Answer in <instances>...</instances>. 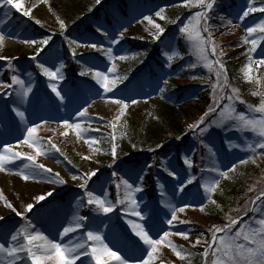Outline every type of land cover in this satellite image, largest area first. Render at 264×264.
<instances>
[{"label":"rangeland","instance_id":"374dc122","mask_svg":"<svg viewBox=\"0 0 264 264\" xmlns=\"http://www.w3.org/2000/svg\"><path fill=\"white\" fill-rule=\"evenodd\" d=\"M226 0H215L213 9L208 12L207 19L200 22V27L207 26L217 46L219 55H209L210 61L221 60L226 69L229 62L239 61V78L242 85H236L233 80L223 86L220 93L218 87L213 90L216 83L215 68L210 71L197 57L187 40L185 34L179 30L189 21H193L197 12L204 11L200 7L189 4L184 6V0H160L156 7L141 5V0H16L22 5L21 10L0 7V34L5 35V40L0 44V55L9 57L11 60H0V84L10 83L6 78L13 74L11 69H16L15 74L25 82L26 87L32 91L27 97L22 98L17 93L20 87L14 85L11 88H0V152L11 145V163L4 165L0 171V192L20 212L24 213V205L31 203L32 211L25 213L37 231L47 235L56 242L71 244L80 242L85 229H80L61 240L58 233L63 227L68 226L73 214L77 211L82 216L97 215L90 213L88 208L77 209L78 198L83 191L78 187L81 181L72 180V175L82 176L86 171H97V175L89 181V188L97 194L108 193V199L113 203L117 197H124V186L121 185L119 192L116 184L120 178L135 181L139 175H143V191L136 193L139 209L142 210L147 220L146 227L155 226L150 232L154 239L168 231V240L178 249L186 250V259L181 261L166 244L157 246L153 254L155 264H205L202 257L205 251L204 241H211L213 226L222 227L229 223V217L240 221L233 232L242 225L250 222L255 227V221L264 218V196L260 200L256 197L264 192V149L256 148L250 151L248 146L255 144L260 139L251 130L238 131L234 127L235 121L227 120L223 123L219 120V112L225 105L233 103L238 113L260 118L261 113H254L252 109L260 106L264 101V66L257 62L264 60V33L259 31L264 23V12H253L243 20L238 17L247 10L250 0H235L238 5L230 7L227 3V12H222V4ZM256 7L264 6V0H251ZM124 3L128 15L124 18L120 15L119 8ZM194 3V0H193ZM161 8L165 19H160L155 13ZM28 10L29 16H24L23 11ZM111 14L112 28L104 23V15ZM7 13V16H5ZM145 16L152 18V23L144 19ZM40 23L37 24L36 21ZM64 22L62 30L60 21ZM111 22V23H112ZM117 22V23H115ZM95 30L97 37H91L84 33L87 26ZM159 24L164 32L159 39H154ZM117 25V26H116ZM101 27L110 34H118L127 29L124 39L117 45H111L114 56L127 55L125 60L109 61L103 52H97L85 47L76 48L77 55L73 58L69 41L75 39L79 42H99L105 48L109 47V41L101 33L96 31ZM255 28L251 36L247 29ZM169 32H172L169 35ZM205 39L207 32L201 33ZM51 37L49 44L34 61L31 57L35 54V46L24 43L26 39H43ZM257 41L256 50L249 51L251 43H244V39ZM148 43L152 53L161 48L156 61L162 65L164 73L157 69V76L136 75L140 67L146 63L148 52L133 44ZM72 47H75L73 45ZM171 50L178 51L183 58L174 57L171 67H179L171 73V67L166 66L165 53L171 54ZM152 54V55H153ZM67 58H71L75 67L67 65ZM150 58V57H149ZM251 58L252 70L245 75ZM43 63L46 67L55 71L60 67L58 76L62 79H49L42 74L37 63ZM115 64L114 73L109 74V79L114 80L117 76H126L122 82L117 81V86L111 93L104 90L93 79L95 71H105ZM237 63V62H236ZM196 64V67H189ZM61 65L63 67H61ZM11 66V68H10ZM91 69V70H89ZM82 71L87 72L81 76ZM188 75H183V74ZM227 70V76L228 75ZM30 74V75H29ZM8 75V76H7ZM74 75V76H73ZM178 79L174 81L173 76ZM185 76V78L180 76ZM179 76V77H178ZM70 77V80L67 78ZM195 77V79L193 78ZM167 80V84L163 83ZM259 80L260 83L256 81ZM201 85L200 92L208 91L209 103L197 102V100L184 99L180 101L183 108L189 110L188 114L180 113L174 120V128L182 134L174 138L170 134L164 136L167 130L166 124L158 118L156 110L169 111V107L177 106L178 96L175 90L178 86ZM61 92L60 99L52 92V86ZM111 83L109 87H111ZM160 88L165 91L161 93ZM238 89L239 99L232 102L227 96L232 94V89ZM243 88L245 90H243ZM100 93V94H98ZM257 93V94H254ZM217 94H222L225 99L219 101L216 112L209 113V108L215 106ZM124 99L128 103L125 115L117 123L116 129L109 127V122L118 113V107L112 100ZM132 100L138 103H131ZM243 101V103H241ZM251 106V108L249 107ZM19 108L25 113L26 121L22 122L13 112ZM80 112L86 115L80 116ZM207 113V115H206ZM102 117V118H101ZM203 118L207 131L201 133L198 129L191 130L190 125H195ZM64 121L71 124H79L83 138L77 136L75 129L66 128ZM47 122V123H45ZM40 125L33 137L38 143H23L27 137V128ZM98 130V131H97ZM67 133L64 135L63 133ZM116 136L117 155L111 154V135ZM179 137V138H178ZM96 139L97 144L89 146L85 140ZM137 138V139H136ZM198 142L201 148L196 152ZM184 144L181 158L171 146ZM31 144V146H29ZM54 144L56 148H51ZM207 145V147H205ZM99 148L96 152L94 149ZM209 148L212 152H209ZM39 149L41 154H37ZM167 149L168 153H165ZM204 150L203 158L200 151ZM15 153H20L19 157ZM63 153V155H61ZM214 153V154H213ZM90 155L91 159L83 157ZM32 156L34 160H28ZM161 156L158 164L159 170L151 174L147 170L149 166ZM187 157L192 162L189 168L184 163ZM181 159V160H180ZM240 160H247L246 164H240ZM140 162L141 164H137ZM183 164L181 166L180 164ZM199 163V164H198ZM33 164H42L45 168H51L53 172H59L66 181L65 184L49 183L43 176L36 179H23L21 171H27L26 166L31 168ZM196 165V170H195ZM235 165V170L229 173V178H219V188L209 196L205 193L204 183L216 177L215 172L209 169L218 168L227 171ZM175 170V176H169L168 171ZM203 170V171H202ZM113 173H116L113 176ZM121 174V175H120ZM117 176V181L114 178ZM195 177L191 184H187L188 177ZM153 197L147 191L148 186ZM183 180L184 184L180 185ZM183 186L184 191H179ZM114 188V192L111 190ZM52 192L51 196H47ZM237 193L243 196L241 202H235ZM45 195V200L36 202L34 197ZM211 200L216 203L212 204ZM175 207H183L184 212H177L178 220L187 223L173 221L171 225L167 220L171 219V211L166 204ZM203 208V210H201ZM253 208L256 211H253ZM0 216L5 219L0 221V242L7 236L10 230L19 228L25 221L5 206L4 200L0 199ZM225 219L222 220L221 217ZM103 220V223H100ZM132 220L143 223L137 217L129 216L125 212V206L119 205L113 213L107 216L99 214L95 221L99 231L105 238V243L115 251L129 257L139 255L132 244V240H138L131 231L128 221ZM177 232H186L189 235L185 240ZM222 235V234H217ZM196 239L201 244L193 247ZM89 244L92 242L89 241ZM97 247L99 245H96ZM141 246L142 242H141ZM20 264H25L21 261ZM26 264H31L26 261ZM79 264V262H78ZM130 264H135L130 261ZM210 264V260H209Z\"/></svg>","mask_w":264,"mask_h":264},{"label":"snow or ice","instance_id":"6c2138e0","mask_svg":"<svg viewBox=\"0 0 264 264\" xmlns=\"http://www.w3.org/2000/svg\"><path fill=\"white\" fill-rule=\"evenodd\" d=\"M46 2V0H44ZM97 3H100V0H96ZM189 4H193V6L200 7L204 9V11L197 12L196 17L193 21H189L188 24L184 25L180 28V32L185 34L187 40L190 42L191 47L194 51V54L197 57L198 62H202L205 67H207L210 71L213 70V65H218L215 68L216 73V83L213 84L214 92L219 87L220 93L223 92V86L229 83V78L227 76V69L225 68L223 62L219 59L215 61L209 60V55H219L222 53H217V46L213 41L212 34L209 32V28L207 26L201 28L200 22L202 20L207 19L208 12H210L215 4V0H184V6H188ZM0 7L21 10L22 5L16 0H0ZM164 9L161 8L159 11L155 13L156 16L160 17V19H165L162 15ZM253 12H264V6L256 7L254 3L249 2L247 5V10L243 11L242 15L238 18L243 20L245 17H248L250 13ZM24 16H29L30 12L28 10L23 11ZM7 16V13H5ZM145 20L149 23H152V18L145 16ZM37 24L40 23L39 20L36 21ZM60 27L63 30L65 28L64 22L60 21ZM158 30L154 36V39H159L160 34L164 32V29L159 25H155ZM96 31L101 33V35L109 41V47L105 48L103 44L99 42H79L75 39L69 41V46L71 49V53L73 58L76 57L77 52L76 48L85 47L88 49H93L97 52H103V54L107 57V59L111 62L116 59L125 60L127 59V55H118L114 56V50L111 45H117L124 39L125 32L127 29L123 31H119L118 34H110L106 30H103L101 27H97ZM259 31L264 33V23L261 24ZM202 32H207L208 36L205 37L201 34ZM247 32L249 36H251L254 32H256L255 28H248ZM51 37H46L40 40L37 39H26L23 42L29 45L35 46V54L31 57L32 60L36 61L37 57L44 50V46L49 44ZM264 39V37H262ZM5 40V35L0 34V44H2ZM251 43V48L249 51L254 52L256 50L257 41L252 39L251 41L248 38L244 39V43ZM75 45V47H72ZM171 54L165 53L166 55V66L171 67V62L174 57L183 58L180 56L178 51L171 50ZM0 60H11L9 57H4L0 55ZM259 65L264 66V60L257 62ZM37 67L41 69L42 74L51 79H62L61 76H58L60 72V67L56 68L55 71L46 67L43 63H37ZM61 67H63L61 65ZM189 67H196V64H191ZM11 68V66H10ZM13 74L10 77V83L0 84V88H11L14 85L20 87V91L17 95H20L22 98L27 97L28 94L32 91L31 87H26L25 82L20 79L16 74V69H11ZM91 70V69H89ZM115 64L113 63L111 67L105 71H95L93 75V79L96 81L98 85L104 90V93H111L117 86V81L122 82L123 79H126V76H117L114 80L109 79V74L114 73ZM252 70V62L250 58L249 65L247 66V71L245 75L248 76ZM87 72L82 71L80 73L81 76L86 75ZM30 75V74H29ZM195 79V77H193ZM249 80L251 77L248 76ZM260 83L259 80L256 81ZM111 83V87L109 84ZM163 83L166 85L167 80H164ZM159 91L163 93L165 91L164 88H160ZM52 92L56 94V96L60 99H63V96L60 91L53 85ZM100 94V93H98ZM257 94V93H254ZM227 100L232 102L234 99H239L238 89L233 88L232 94L228 95ZM225 99L222 94H217L215 100V106L209 108V113L216 112V109L220 106L219 101ZM112 103L117 105L118 113L115 115L112 121L109 122V127L112 129H116L117 123L121 120V117L125 115V111L128 108V103L124 99H114ZM131 103H138L136 100H132ZM243 103V101H241ZM251 108V106H249ZM254 113H261L260 118H256L254 115L249 116L245 113H238L233 103H229L224 106L223 109L219 112V120L221 123L227 120L235 121L234 127L238 131L251 130L255 133L260 139L256 141L255 144H250L248 146L250 151L255 152L256 148L264 149V101L261 102L260 106L252 109ZM13 112L15 115L20 118L22 122L26 121L25 113L21 111L19 108H14ZM80 116L86 115V112H80ZM207 115V113H206ZM102 118V117H101ZM47 123V122H45ZM64 125L66 128L75 129L77 136L83 138L82 133L84 129H81L79 124H71L68 121H64ZM205 125V120L201 118L197 124L190 125L189 128L191 130L198 129L201 133L207 131V127H201ZM40 125H34L32 127L27 128V137L24 139L23 143L29 144L31 141L32 144L38 143L37 140H34L33 137L36 135L37 129ZM98 131V130H97ZM67 135V133H63ZM179 138V137H178ZM85 143H89V146L97 144L98 141L96 139L85 140ZM31 146V144L29 145ZM207 147V145H205ZM51 148H56L54 144L51 145ZM96 152H99L100 149H94ZM56 151H60L56 148ZM209 152H212V149L209 148ZM11 153V145L5 147L3 152H0V171L4 170V165L11 163L10 159ZM37 154H41L39 149L37 150ZM111 154L115 158L117 155V144H116V136L114 134L111 135ZM214 154V153H213ZM20 153H15V156L19 157ZM63 155V153H61ZM84 159H91L90 155H86L83 157ZM28 160H34V157H27ZM247 160H240V164H246ZM184 163L187 167H192V162L187 157L184 158ZM150 167V166H149ZM27 171H21L20 175L24 180L28 179H36L37 177L43 176V173L47 172L49 174L46 177L49 183H59L61 185L65 184L66 181L63 177H61L59 172H53L51 168H45L42 164H33L31 168L26 166ZM235 170V165L229 167L227 171H221L218 168L209 169L210 172H215L216 177H213L211 180L204 183L203 187L205 193L211 197V194L214 193L220 185L219 178L227 179L229 178V173ZM203 171V170H202ZM97 175V171H86L82 176L72 175V180H79L78 187L83 191L82 196L78 198L77 209L79 208H88L90 213H95L97 215L92 216H82L79 215V212L73 214L72 220L68 226L63 227L62 231L58 233L61 240L64 237L69 236L72 233H76L80 229H85L83 236L80 237V242L71 244V240L68 244L56 242L54 239H50L47 235L43 234L40 231H37L35 225L28 220L25 213L31 212L33 205L31 203L24 205V213L18 211L0 192V199L4 200L5 206L10 209L16 216L21 217L22 220L25 221V224L21 225L19 228H14L9 231L7 236L3 237V242H0V264H20L23 260L30 261L31 264H130V261H134L135 264H155L153 254L157 250V246L161 244H166L171 248L172 252L178 257L179 260L184 261L186 259V254L190 255V253H186V250L173 245L170 240H168V236L170 233L168 231H164L162 236L154 239L150 232L155 230V226L146 227L147 220L150 217H145L142 210L139 209L138 201L136 199L135 194L143 191L142 183L144 176L139 175L135 181L129 182V179L120 178V183L116 184L117 191L119 192L121 185L124 186V197H117L115 203H113L110 199H108V193L103 192L102 194H97L94 190L89 188V181L92 177ZM116 173H113L115 176ZM169 176H175V170L168 171ZM195 177H188L187 184H191ZM184 181H180V185H183ZM179 191L183 192L184 187H179ZM52 192H48L47 196H51ZM261 196H264V192H262L259 196L256 197V200H260ZM45 195H38L34 197L36 202H40L45 200ZM212 204H215V200H211ZM119 205L125 206V212L129 216L137 217L140 221H144L143 223H138L132 220L128 221V224L131 227V231L138 240H132L133 247L139 253V255L134 257H129L121 254L120 250H113L108 243H105V238L99 231L98 225H95V221L99 219V214L107 216L110 213H113L114 210L117 209ZM165 207L169 208L171 211V219L167 220V223L171 225L173 221H177L178 223H187L184 220H178L177 212H184L183 207H175L172 204H166ZM203 210V208L201 209ZM253 211H256L253 208ZM5 218L0 216V221H3ZM229 223L219 227L213 226L212 230V238L211 241H204L205 251L202 254V257L205 260V264H264V218L256 220L255 227L250 222L247 225H242L238 230L233 232L234 227L240 223L239 220L233 219L229 217ZM100 223H103V220H100ZM222 234V235H217ZM175 235H180L185 240H188L189 235L186 232H177ZM92 243L89 244L88 242ZM141 242L142 245L141 246ZM201 244L200 239H196L193 247ZM96 245H99L98 247Z\"/></svg>","mask_w":264,"mask_h":264},{"label":"trees","instance_id":"16d2710c","mask_svg":"<svg viewBox=\"0 0 264 264\" xmlns=\"http://www.w3.org/2000/svg\"><path fill=\"white\" fill-rule=\"evenodd\" d=\"M146 1H155L156 2L158 0H146ZM164 1H166V0H164ZM167 1L169 2L170 0H167ZM223 11L227 12V9L225 7H223ZM133 46L140 48V49H145L148 52L147 58H149V57L153 58L159 51V48H158L156 50V52H154V54H153L152 53L153 47L150 49L147 48V47H149L148 43H135V44H133ZM67 63L69 66L73 65V63L70 59L67 61ZM229 65H230V67H228V70H229L228 72L230 74L231 80H233V82L237 86L240 85V86L246 87V86L242 85V83L240 82L239 73H238L239 65H240L239 61L229 62ZM184 75L186 76L187 73ZM200 89H201V85H194V84H193V86L191 85L188 88L178 87V89L176 90V94L178 96V102H177L178 107L171 106V107H169L170 112H166V113H164L165 111H163V112L160 111V109L156 110L158 118H160L162 120V123L166 124V127H167V130L164 132V136L170 134L171 136L173 135V137L175 138L176 135L182 134V132H183L179 129H175L174 128L175 126L173 125L175 118H177V116L180 113H184L187 115L189 112V110H187V108H183L180 105V103H179L180 101H182L183 99H190V100H195V101L197 100V102L209 103L210 98L208 97V91L199 93ZM243 90H245V89L243 88ZM200 148H201V145L199 146V149ZM200 154L201 155L204 154V150H201ZM138 164H140V163L138 162ZM235 197H236V201H234V203L235 202H241L243 199V196H240L239 193H237V195H235ZM221 219L224 220L225 218L221 217Z\"/></svg>","mask_w":264,"mask_h":264}]
</instances>
